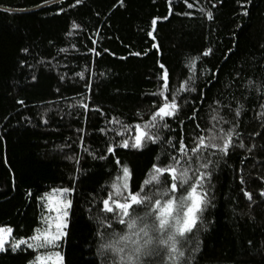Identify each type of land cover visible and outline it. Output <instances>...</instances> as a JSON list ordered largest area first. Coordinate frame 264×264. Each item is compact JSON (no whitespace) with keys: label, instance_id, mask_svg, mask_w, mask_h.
<instances>
[{"label":"trees","instance_id":"16d2710c","mask_svg":"<svg viewBox=\"0 0 264 264\" xmlns=\"http://www.w3.org/2000/svg\"><path fill=\"white\" fill-rule=\"evenodd\" d=\"M53 188L59 264H264V0H0V264Z\"/></svg>","mask_w":264,"mask_h":264},{"label":"rangeland","instance_id":"374dc122","mask_svg":"<svg viewBox=\"0 0 264 264\" xmlns=\"http://www.w3.org/2000/svg\"><path fill=\"white\" fill-rule=\"evenodd\" d=\"M138 139L141 132L138 130ZM128 170H124L122 174V183L126 188L128 187ZM46 195V201L48 206V213L42 219L43 229L39 230V233L35 235L28 244H38L46 250L41 252V256L38 257L35 264H59L60 254L57 249V244L62 236L63 228L65 225L66 217L68 214V200L66 197L67 191L63 188H53ZM190 204L186 210L183 219L180 224L176 226L175 230L182 232L187 229L194 221L196 211L200 204V197L192 192L189 195ZM172 213V204H168L163 207L160 212L162 222H166L170 219ZM11 231L8 228L0 227V249L6 242L9 241ZM20 240L15 244H20ZM51 244L50 248L49 245Z\"/></svg>","mask_w":264,"mask_h":264}]
</instances>
